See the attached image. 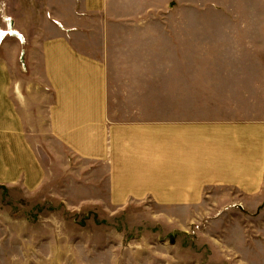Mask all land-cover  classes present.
<instances>
[{
    "label": "crops",
    "instance_id": "0c3cea01",
    "mask_svg": "<svg viewBox=\"0 0 264 264\" xmlns=\"http://www.w3.org/2000/svg\"><path fill=\"white\" fill-rule=\"evenodd\" d=\"M107 6L11 0L15 32L0 50V183L33 188L44 178L28 133L43 123L49 140L106 165L113 205L256 207L264 194V8L204 12L203 42L187 27V41L171 44L166 76L145 44L122 41L128 17Z\"/></svg>",
    "mask_w": 264,
    "mask_h": 264
},
{
    "label": "rangeland",
    "instance_id": "374dc122",
    "mask_svg": "<svg viewBox=\"0 0 264 264\" xmlns=\"http://www.w3.org/2000/svg\"><path fill=\"white\" fill-rule=\"evenodd\" d=\"M106 1L111 16L128 17L131 33L122 41L145 44L146 58L157 54L166 76L171 44L187 41V27L203 42L204 12L264 8V0ZM10 6L0 0V50L15 32ZM23 58L21 50V66ZM169 104L163 99L164 113ZM28 133L45 174L33 188L0 183V264H264V194L256 207L254 200L191 211L147 200L116 206L104 163L80 160L49 140L43 123Z\"/></svg>",
    "mask_w": 264,
    "mask_h": 264
}]
</instances>
